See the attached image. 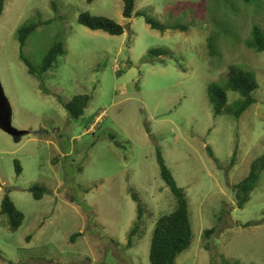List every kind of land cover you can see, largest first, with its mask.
I'll return each mask as SVG.
<instances>
[{"label":"rangeland","instance_id":"rangeland-1","mask_svg":"<svg viewBox=\"0 0 264 264\" xmlns=\"http://www.w3.org/2000/svg\"><path fill=\"white\" fill-rule=\"evenodd\" d=\"M123 10V0L5 1L0 84L12 127L30 133L17 141L0 128V264H151L156 225L177 209L158 151L193 230L175 264H264V172L243 208L233 189L264 155V52L247 43L253 28L264 33V0H136L131 19ZM138 12L188 31L152 30ZM85 13L125 33L88 29ZM30 24L39 28L21 49L18 30ZM58 43L66 54L42 75ZM232 67L254 72L260 86L240 119L216 117L208 97ZM81 95L90 96L85 115L71 119L63 104ZM240 99L229 92L227 108ZM34 186L46 189L41 200ZM6 194L25 215L17 231L1 214Z\"/></svg>","mask_w":264,"mask_h":264},{"label":"trees","instance_id":"trees-1","mask_svg":"<svg viewBox=\"0 0 264 264\" xmlns=\"http://www.w3.org/2000/svg\"><path fill=\"white\" fill-rule=\"evenodd\" d=\"M5 1L0 0V18L4 12ZM95 0H88V3H93ZM250 2L251 0H246ZM124 10L123 17L125 19H131L135 14L136 0H123ZM138 17H146V23L152 30L160 31L162 33L168 30H180L187 32L188 27L166 26L150 17H147L144 12H138ZM79 23L88 29L93 31H103L113 36H121L125 33L124 26L118 24L112 19L105 17L93 16L89 13L80 15ZM39 28L38 24H30L21 27L18 30V37L21 44V49L25 47L28 38ZM248 46L251 49H256L257 52H264V33L261 29L255 27L252 30V38L248 42ZM66 54V47L62 43L54 45L46 55L42 65V75L51 70L59 57ZM151 55L160 57L166 54L162 50H152ZM22 60L28 67V72L31 75L39 74L32 64L25 59L21 54ZM260 88L257 81V76L252 71L242 70L237 67L230 69L229 78L223 85L211 84L208 88V97L210 103L213 106L214 114L216 117L223 116L224 113L233 114L236 119H240L249 108L256 103L253 94ZM234 92L241 96V99L237 101L231 108L228 106V93ZM90 102V96L81 95L73 98L69 103H64L63 106L67 110L69 117L74 120H79L85 115ZM207 150L213 153L208 147ZM212 157L214 155H211ZM214 158V157H213ZM236 159V155L233 158ZM158 163L160 165L161 177L171 189L172 193L177 200V209L170 215L163 217L156 225L154 230L151 250H150V263L151 264H175L177 258L190 249L193 242V230L190 221L189 205L185 198L184 190L177 185V182L172 175L171 171L167 167L163 156L158 151ZM16 172L18 175L22 174V168L19 163H16ZM264 172V155L257 159L251 166L248 177H246L239 184L234 186V191L237 199V205L239 208H243L249 201L251 193L255 190L261 174ZM34 194L36 200H41L46 194V189L34 186L30 189ZM136 200V197H134ZM139 218H142V208L138 205ZM1 214L8 216L11 223V229L13 231L19 230L25 220V215L16 207L12 199L8 194L5 195L2 206ZM247 224L246 226H248ZM216 229L206 231L207 239L215 233ZM139 232V226H136L129 237L128 247H132L133 238L137 236ZM78 235H73L71 240L74 241Z\"/></svg>","mask_w":264,"mask_h":264},{"label":"water","instance_id":"water-1","mask_svg":"<svg viewBox=\"0 0 264 264\" xmlns=\"http://www.w3.org/2000/svg\"><path fill=\"white\" fill-rule=\"evenodd\" d=\"M0 128L20 141L23 136L28 135L30 132H20L12 127V110L10 104L4 95V91L0 84Z\"/></svg>","mask_w":264,"mask_h":264}]
</instances>
